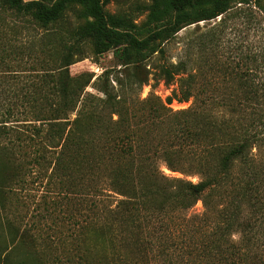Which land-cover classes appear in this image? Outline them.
<instances>
[{"label":"trees","instance_id":"16d2710c","mask_svg":"<svg viewBox=\"0 0 264 264\" xmlns=\"http://www.w3.org/2000/svg\"><path fill=\"white\" fill-rule=\"evenodd\" d=\"M112 1L0 0V70L22 80L0 114L2 205L33 174L84 190L81 264H264V42L243 62L216 51V28L233 9L264 12V0H135L114 13ZM202 21L216 23L158 67L177 87L139 98L150 58ZM87 50L113 54L92 82L102 95L84 91L93 75L70 71ZM198 200L203 212L187 216Z\"/></svg>","mask_w":264,"mask_h":264},{"label":"rangeland","instance_id":"374dc122","mask_svg":"<svg viewBox=\"0 0 264 264\" xmlns=\"http://www.w3.org/2000/svg\"><path fill=\"white\" fill-rule=\"evenodd\" d=\"M135 0H113L107 5V9L114 13L127 9ZM143 1V0H139ZM0 15L7 13L0 11ZM145 15V14H144ZM138 17V20L144 18ZM69 24L75 25L77 19L72 12L67 15ZM221 17L217 19L219 22ZM205 21L200 22V28L195 30L191 25L173 39L165 43V54L153 55L148 67L152 70L149 82L144 84L137 95L143 99L150 94L158 95L165 99L177 87V84H166L158 77V67L165 63H176L183 57L186 46L191 38L207 31L208 27L215 24ZM218 33L217 53L220 59L230 57L235 61H242L243 54L251 50H259L264 42V12L256 6H236L227 21L216 28ZM40 33V30L30 29L26 35ZM37 33V36H38ZM25 36V35H24ZM36 36V37H37ZM20 38L18 43L23 42ZM89 57L71 65L70 71L73 75L88 72L93 75L92 81L84 91L102 95V92L93 87L92 82L106 69L114 66L115 61L112 52L96 56L91 50H87ZM243 62V61H242ZM198 63V62H197ZM18 73V72H16ZM21 76L25 74L19 73ZM12 75L6 70H0V114L3 115L16 87H20L22 80L13 81ZM218 78L220 75L216 74ZM85 96V92L83 93ZM194 100L179 102L174 100L170 106L173 109L189 107ZM72 113L71 117H74ZM2 117V116H0ZM16 123L14 122V125ZM162 170L174 177H181L197 182V175H187L179 171H172L162 165ZM35 174L28 177L27 188H21L18 192H11L4 199L0 195V251L2 256L0 264L4 263V256L10 255L13 262L26 261L27 264H81L80 255L84 254L85 242V192L84 190L62 191L47 184V178L43 181L35 179ZM55 187V186H54ZM204 210L203 203L198 200L195 205L185 213L187 216H198ZM11 221L13 223H8Z\"/></svg>","mask_w":264,"mask_h":264}]
</instances>
